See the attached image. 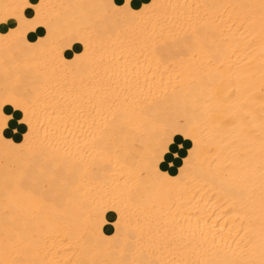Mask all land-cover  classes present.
Instances as JSON below:
<instances>
[{"label": "bare ground", "instance_id": "obj_1", "mask_svg": "<svg viewBox=\"0 0 264 264\" xmlns=\"http://www.w3.org/2000/svg\"><path fill=\"white\" fill-rule=\"evenodd\" d=\"M133 1L0 0V264H264V0Z\"/></svg>", "mask_w": 264, "mask_h": 264}, {"label": "crops", "instance_id": "obj_2", "mask_svg": "<svg viewBox=\"0 0 264 264\" xmlns=\"http://www.w3.org/2000/svg\"><path fill=\"white\" fill-rule=\"evenodd\" d=\"M145 1H148V0H137L136 2L135 1H133V6L134 7H138V6H140L141 5V3H143V2H145ZM112 5V4H111ZM110 5V6H111ZM39 32V31H38ZM40 33V32H39ZM28 39H31L32 41H34L35 40V34H33V35H30L29 37H28ZM29 54V52H27L26 53V55H28ZM22 57H20L19 59H21ZM1 69V68H0ZM26 73H28V70L26 69ZM6 86L7 87H13V84H12V82H8L7 84H6ZM9 108L7 107V109H5V111H7V112H9ZM16 119V118H15ZM151 147H153L152 145H150ZM132 151H140L139 149H132ZM52 158H53V160H54V158L56 157V155L55 154H52ZM36 159V160H35ZM39 160V157L38 156H35L33 159H32V161H33V163L36 165V166H40V167H43V169L46 171V172H48V173H54L55 174V176L58 178V179H63L65 182H66V184H69V185H71V184H74L75 182H76V176L74 175V174H70V173H68L65 169H63V170H61V168L59 169L58 167H56L53 163H51V162H46L43 158H41L40 157V160ZM165 160V155H164V158H163V161ZM43 162V163H42ZM42 163V164H41ZM53 164V165H52ZM172 166H174L173 164H171L170 165V168L172 167ZM63 167L64 168H70L71 167V163L70 162H68V161H63ZM47 168V169H46ZM49 168V169H48ZM51 170V171H50ZM58 170V171H57ZM77 170V169H76ZM80 169H78L77 171H79ZM63 171V172H62ZM56 173H60V174H62V175H60V174H56ZM68 174H69V176H68ZM61 177H60V176ZM65 176V177H64ZM68 177V178H67ZM65 178V179H64ZM75 180H74V179ZM71 179V180H70ZM30 180H32L30 177H28V176H26V178L22 181V185L25 187V188H29L30 187V189L35 193L36 192V194H41L43 197H45V199L47 200V201H51V202H53L54 204H56V205H58V206H61V205H63V202H64V196L63 195H61V194H56V192H54V190L53 189H51V188H45L44 187V185L42 184V183H40V182H37L38 183V185L40 186V188H39V186H35V184L32 182V181H30ZM71 182H70V181ZM74 183H73V182ZM69 182V183H68ZM37 183H36V185H37ZM25 184V185H24ZM28 186V187H27ZM39 188V189H38ZM36 190V191H35ZM41 190V191H40ZM39 193H38V192ZM45 191V192H44ZM47 192V193H46ZM43 193H45V194H43ZM51 194V195H50ZM47 196V197H46ZM57 196V197H56ZM56 197V198H55ZM58 199V200H57ZM63 199V201L61 202V200ZM9 211L10 212H12V213H15V214H18V216L21 218V219H26V218H28V216H29V212L28 211H26V210H24V209H21V208H19V207H16L14 204L12 205V204H10L9 205Z\"/></svg>", "mask_w": 264, "mask_h": 264}, {"label": "rangeland", "instance_id": "obj_3", "mask_svg": "<svg viewBox=\"0 0 264 264\" xmlns=\"http://www.w3.org/2000/svg\"><path fill=\"white\" fill-rule=\"evenodd\" d=\"M91 9L93 8L92 6L90 7ZM90 9V11H89V14L90 15H93L92 17H93V21H96L94 18L97 16V12L100 14V11H98L97 10V12H95L94 11V9L93 10H91ZM95 9H97V8H95ZM95 12V13H94ZM206 35V36H205ZM205 37V38H204ZM219 34L218 33H216V31H210V33L209 34H206V33H204V35H203V37H202V40H203V42L205 43L206 41V45H208L209 46V41H210V39H214V40H216V41H219ZM218 44V43H217ZM226 54H228V52H226ZM171 55L173 56L174 55V53H171ZM172 58V57H171ZM166 61V60H165Z\"/></svg>", "mask_w": 264, "mask_h": 264}, {"label": "clouds", "instance_id": "obj_4", "mask_svg": "<svg viewBox=\"0 0 264 264\" xmlns=\"http://www.w3.org/2000/svg\"><path fill=\"white\" fill-rule=\"evenodd\" d=\"M125 2H126V3H128V2H129V0H125ZM104 222H105V224H107V223H108V221H107L106 219H105V221H104Z\"/></svg>", "mask_w": 264, "mask_h": 264}]
</instances>
